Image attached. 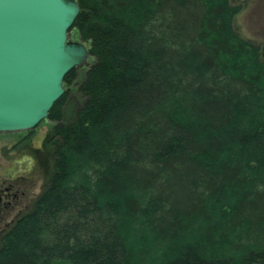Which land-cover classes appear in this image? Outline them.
Returning a JSON list of instances; mask_svg holds the SVG:
<instances>
[{"label": "trees", "instance_id": "16d2710c", "mask_svg": "<svg viewBox=\"0 0 264 264\" xmlns=\"http://www.w3.org/2000/svg\"><path fill=\"white\" fill-rule=\"evenodd\" d=\"M79 2L91 62L79 97L64 78L53 176L0 264H264V56L241 5Z\"/></svg>", "mask_w": 264, "mask_h": 264}, {"label": "water", "instance_id": "95a60500", "mask_svg": "<svg viewBox=\"0 0 264 264\" xmlns=\"http://www.w3.org/2000/svg\"><path fill=\"white\" fill-rule=\"evenodd\" d=\"M80 9L79 0H0V132L48 119L66 74L87 60L90 47L70 38Z\"/></svg>", "mask_w": 264, "mask_h": 264}, {"label": "rangeland", "instance_id": "374dc122", "mask_svg": "<svg viewBox=\"0 0 264 264\" xmlns=\"http://www.w3.org/2000/svg\"><path fill=\"white\" fill-rule=\"evenodd\" d=\"M234 3L241 5V10L237 13L234 20L236 30L242 37L253 40L262 47L264 42V0H234ZM70 38L73 40L82 39L80 35L74 32V30H70ZM84 42L88 45L87 41ZM88 62H91V57L88 58ZM86 64L87 63L82 64L77 69V81L70 88V94L73 97H79L78 87L84 78L87 68ZM54 125L55 121L48 117V119L43 120L30 131L0 132V181L7 176L6 169L14 164H16L19 168L20 173H22L25 169L21 167L22 164L20 160L25 155L24 152L28 150H19L17 148L12 149V144L18 137H21L26 132H30V138H28L27 141L31 144L33 141V145H40L41 138L48 135L52 136L53 139L48 146L46 165H41L39 162H35V166L32 170H30L27 174H23L27 177L25 179L30 181V184H32V187L30 188L31 193L39 195L46 189L54 173V151L57 141L54 139L55 136H53ZM16 214L17 211L0 212V230L6 224L5 222L10 221ZM22 214H25V212L21 213V215ZM1 246L2 244H0V247Z\"/></svg>", "mask_w": 264, "mask_h": 264}, {"label": "flooded vegetation", "instance_id": "af4514ba", "mask_svg": "<svg viewBox=\"0 0 264 264\" xmlns=\"http://www.w3.org/2000/svg\"><path fill=\"white\" fill-rule=\"evenodd\" d=\"M30 134V132H26L12 144V149H27L29 151L24 152L23 158L19 159L22 164L21 167L25 169L20 173L19 168L14 164L6 169L7 176L0 181V212L17 211L15 217L10 221H6V224L1 228L0 244H3L9 229L23 216L21 213L32 211L42 194L37 195L30 192L32 184L25 179L27 177L23 174L29 173L35 166V162L46 165L48 146L53 138L52 136L45 135L41 138L40 145H33V141L32 144L27 141L30 138Z\"/></svg>", "mask_w": 264, "mask_h": 264}, {"label": "bare ground", "instance_id": "6f19581e", "mask_svg": "<svg viewBox=\"0 0 264 264\" xmlns=\"http://www.w3.org/2000/svg\"><path fill=\"white\" fill-rule=\"evenodd\" d=\"M87 59H88V58H87ZM60 97H61V96H60ZM60 97H59V98H60ZM59 98H58V99H59Z\"/></svg>", "mask_w": 264, "mask_h": 264}]
</instances>
